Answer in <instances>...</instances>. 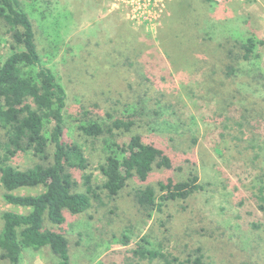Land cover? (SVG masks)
I'll list each match as a JSON object with an SVG mask.
<instances>
[{
  "label": "rangeland",
  "instance_id": "374dc122",
  "mask_svg": "<svg viewBox=\"0 0 264 264\" xmlns=\"http://www.w3.org/2000/svg\"><path fill=\"white\" fill-rule=\"evenodd\" d=\"M20 1L35 26L44 66L66 88L67 138L86 141L77 129L83 110L110 124L126 117L129 105L141 103L147 112L135 132L164 149L173 164L154 167L146 183L131 179L115 200L100 192L102 201L83 215L65 210L61 226L45 216V226L67 238L71 264H149L129 252L149 234L172 240L168 252L182 261L200 247L204 264H264V215L254 198L259 171L252 164L254 153L245 151L244 137L225 122L227 106L231 116L249 109L264 117V45L251 62L241 60L237 46L252 36L264 43V0ZM5 33L0 24V65L10 53ZM229 65L241 71L228 76ZM260 126L264 133V119ZM38 163L30 153L12 160L21 170ZM191 169L208 190L150 219L136 202V191L183 179ZM87 173L95 185L102 184L95 162ZM79 191L85 192L82 182ZM3 194L0 187V232L2 213L28 212L7 204ZM167 214L174 217L168 225ZM1 253L0 264H10ZM56 261L50 248L26 249L20 264Z\"/></svg>",
  "mask_w": 264,
  "mask_h": 264
},
{
  "label": "trees",
  "instance_id": "16d2710c",
  "mask_svg": "<svg viewBox=\"0 0 264 264\" xmlns=\"http://www.w3.org/2000/svg\"><path fill=\"white\" fill-rule=\"evenodd\" d=\"M205 1L213 3V0ZM0 24L10 39V53L0 65V132L3 131L0 135V187L7 204L28 210L27 213H2L1 258L10 264H20L26 249L41 252L50 248L57 257L55 264H71L67 238L49 230L45 216L50 223L61 226L66 222L65 210L75 216L83 215L93 207V202L102 201L100 192L109 200H115L131 179L146 183L154 167L171 169L172 160L164 149L135 132L138 120L147 112L141 103L139 107L129 105L126 117L112 118L110 124L83 110L81 118H77V129L86 141L68 139L66 88L57 74L44 66L35 26L20 0H0ZM263 45V41L254 36L237 41L241 60H258L257 50ZM236 66L227 67L228 76L241 71L240 66ZM227 108L225 122L236 127L244 137L245 151L254 153L252 164L259 171L254 198L256 210L264 215V133L260 129L264 117L256 116L255 111L249 109L239 117L236 113L231 116L230 106ZM23 153L32 154L41 163L25 170L15 167L12 160ZM94 162L104 178L101 185H95L93 175L87 173ZM80 181L85 192L79 191ZM37 187L45 190L37 195L16 194L21 189ZM207 190L206 184L200 182L197 169H191L183 179L168 178L157 187L147 185L138 189L135 200L152 219L170 206L176 209L175 203L185 202ZM165 219L168 225L174 217L167 214ZM254 224L253 228L259 227ZM171 243L168 238H153L149 234L129 252L138 262L148 261L149 264H204L202 248L195 250V257L191 255L182 261L168 252Z\"/></svg>",
  "mask_w": 264,
  "mask_h": 264
}]
</instances>
